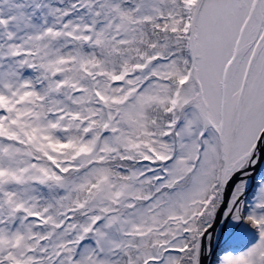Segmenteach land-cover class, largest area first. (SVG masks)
<instances>
[{"label":"snow or ice","instance_id":"snow-or-ice-1","mask_svg":"<svg viewBox=\"0 0 264 264\" xmlns=\"http://www.w3.org/2000/svg\"><path fill=\"white\" fill-rule=\"evenodd\" d=\"M0 264H264V0H0Z\"/></svg>","mask_w":264,"mask_h":264}]
</instances>
